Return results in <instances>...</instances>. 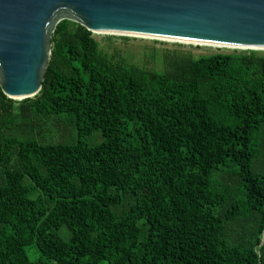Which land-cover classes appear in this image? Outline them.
Returning <instances> with one entry per match:
<instances>
[{
	"label": "trees",
	"instance_id": "trees-1",
	"mask_svg": "<svg viewBox=\"0 0 264 264\" xmlns=\"http://www.w3.org/2000/svg\"><path fill=\"white\" fill-rule=\"evenodd\" d=\"M161 60L63 21L40 92L0 90V264H264V55Z\"/></svg>",
	"mask_w": 264,
	"mask_h": 264
},
{
	"label": "water",
	"instance_id": "water-1",
	"mask_svg": "<svg viewBox=\"0 0 264 264\" xmlns=\"http://www.w3.org/2000/svg\"><path fill=\"white\" fill-rule=\"evenodd\" d=\"M63 21L93 35L264 49V0H0V90L7 99L40 92Z\"/></svg>",
	"mask_w": 264,
	"mask_h": 264
},
{
	"label": "rangeland",
	"instance_id": "rangeland-1",
	"mask_svg": "<svg viewBox=\"0 0 264 264\" xmlns=\"http://www.w3.org/2000/svg\"><path fill=\"white\" fill-rule=\"evenodd\" d=\"M99 43L103 52L113 61L123 64L134 65L141 69L162 72L164 70L161 57L173 51L191 53L194 56L212 55L216 53L231 54L234 50L215 49L197 45H184L179 43H169L161 40L141 39L134 37H120L116 35H93ZM236 52H244L237 50ZM264 55L262 51H256ZM17 102V101H16ZM46 141L62 142L72 144L77 141L75 131L63 135L61 130L49 124L43 135ZM88 145L100 143L99 133L84 140Z\"/></svg>",
	"mask_w": 264,
	"mask_h": 264
},
{
	"label": "bare ground",
	"instance_id": "bare-ground-1",
	"mask_svg": "<svg viewBox=\"0 0 264 264\" xmlns=\"http://www.w3.org/2000/svg\"><path fill=\"white\" fill-rule=\"evenodd\" d=\"M133 37V36H132ZM134 38H141V39H150L153 40V38H143V37H137L135 36ZM154 40H160V39H154ZM161 41H165V42H169V43H179V44H184V45H196L195 43H188V42H175V41H171V40H161ZM197 46H204V47H210V48H215V49H226V50H234L232 48H224L223 46H219V45H215V44H199ZM257 51H262L264 52V49L261 50H257Z\"/></svg>",
	"mask_w": 264,
	"mask_h": 264
}]
</instances>
